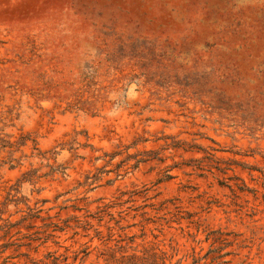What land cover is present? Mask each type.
I'll return each instance as SVG.
<instances>
[{"label":"rangeland","instance_id":"1","mask_svg":"<svg viewBox=\"0 0 264 264\" xmlns=\"http://www.w3.org/2000/svg\"><path fill=\"white\" fill-rule=\"evenodd\" d=\"M0 264H264V0H0Z\"/></svg>","mask_w":264,"mask_h":264}]
</instances>
